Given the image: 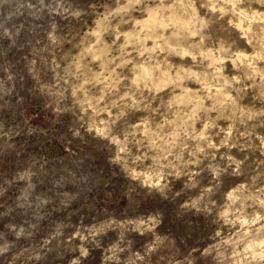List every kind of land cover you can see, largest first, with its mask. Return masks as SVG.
Wrapping results in <instances>:
<instances>
[{"label":"clouds","instance_id":"9594fccd","mask_svg":"<svg viewBox=\"0 0 264 264\" xmlns=\"http://www.w3.org/2000/svg\"><path fill=\"white\" fill-rule=\"evenodd\" d=\"M0 264H264V0H0Z\"/></svg>","mask_w":264,"mask_h":264}]
</instances>
